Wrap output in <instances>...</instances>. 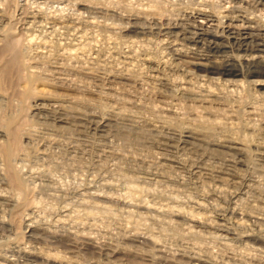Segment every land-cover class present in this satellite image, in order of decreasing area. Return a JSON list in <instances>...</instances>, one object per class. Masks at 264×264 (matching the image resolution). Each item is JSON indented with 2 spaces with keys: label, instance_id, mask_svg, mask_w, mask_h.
Wrapping results in <instances>:
<instances>
[{
  "label": "bare ground",
  "instance_id": "bare-ground-1",
  "mask_svg": "<svg viewBox=\"0 0 264 264\" xmlns=\"http://www.w3.org/2000/svg\"><path fill=\"white\" fill-rule=\"evenodd\" d=\"M14 1L0 264H52L55 244L68 264H264V0Z\"/></svg>",
  "mask_w": 264,
  "mask_h": 264
},
{
  "label": "rangeland",
  "instance_id": "rangeland-1",
  "mask_svg": "<svg viewBox=\"0 0 264 264\" xmlns=\"http://www.w3.org/2000/svg\"><path fill=\"white\" fill-rule=\"evenodd\" d=\"M163 1V6H161L162 8H165L168 10L167 6H169V0H162ZM81 2V0H76L74 2L75 4V7H73L72 5L69 7V9H73V8H76L77 9V5ZM7 4L9 6V9H10V16L12 18H14V16L16 15V6L18 5L16 3V1L14 0H7ZM45 9L46 10H49V11H52L54 10L52 7H51V4H47V5H44ZM131 8L133 9H129V12H133L134 14H138L139 13V9L135 6H132ZM65 13H68V11H65ZM63 13V14H65ZM118 22H121L123 23V21L125 22V20H120V19H117ZM119 24V23H118ZM25 42L23 41V44H22V47L23 49H25V46L24 45ZM28 46V45H27ZM21 47V48H22ZM26 56V55H25ZM35 81V80H34ZM37 81V80H36ZM38 82V81H37ZM39 86V83L36 84V87ZM35 87V85H34ZM254 93H252V88L244 83L241 85V88L239 89V91H236V92H231L229 94V98L231 99H238L240 102H243V105L246 103V101H248L250 99V97H252L251 95H253ZM255 96V95H254ZM235 97V98H234ZM254 98H257V96H255ZM241 99V100H240ZM244 100V101H243ZM261 100V99H259ZM23 107V106H22ZM23 112H24V115L27 116V117H31L32 116V112H33V109H31L28 106L24 105L23 107ZM26 111V112H25ZM62 187L64 189H69V186H71L68 182H62L61 183ZM154 190V189H153ZM18 231L19 233L21 234L23 232V229H24V222L21 221L20 223H18ZM193 233H197L198 236L202 237L204 240H206L207 238L210 237V235L208 234H204V233H201V231L199 229H196L193 231ZM204 234V235H203ZM131 244H128V246L126 247L127 250L128 248H131L130 247ZM68 247V248H67ZM50 254H55L52 256V259L54 260L55 259V262H53L52 264H68V260L70 257H73L74 255H72L70 252V248H69V245H61V244H55L54 245V248L53 247H50ZM68 252V253H67ZM131 252V250H130ZM130 252H127L128 254L127 255H122L119 259L121 260H127L126 262H129V264H141L142 261L141 260H138L137 257H135L134 255H132ZM100 253L98 252V250H94V249H89L87 250L86 252L85 251H81L79 252V254L77 255V258L74 259L75 262H77L78 264H83V262L87 261V260H91V261H94L96 263H100L101 261H104V256H100L99 255ZM138 256V255H137ZM103 257V258H101ZM123 257V258H122ZM139 257V256H138ZM63 258H67V259H63ZM136 258V259H135ZM140 258V257H139ZM63 260V261H62ZM66 262V263H65Z\"/></svg>",
  "mask_w": 264,
  "mask_h": 264
}]
</instances>
